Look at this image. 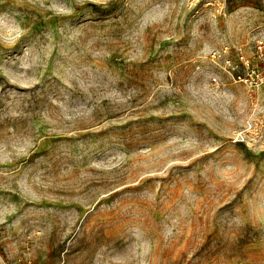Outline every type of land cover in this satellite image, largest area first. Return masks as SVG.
Returning <instances> with one entry per match:
<instances>
[{"label": "rangeland", "instance_id": "374dc122", "mask_svg": "<svg viewBox=\"0 0 264 264\" xmlns=\"http://www.w3.org/2000/svg\"><path fill=\"white\" fill-rule=\"evenodd\" d=\"M0 264H264V0H0Z\"/></svg>", "mask_w": 264, "mask_h": 264}]
</instances>
